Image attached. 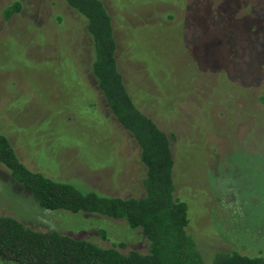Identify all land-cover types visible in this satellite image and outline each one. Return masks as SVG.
Returning <instances> with one entry per match:
<instances>
[{"label": "rangeland", "instance_id": "rangeland-1", "mask_svg": "<svg viewBox=\"0 0 264 264\" xmlns=\"http://www.w3.org/2000/svg\"><path fill=\"white\" fill-rule=\"evenodd\" d=\"M102 1L128 93L171 137L174 195L206 262L230 250L264 257V0ZM13 2L20 9L5 17ZM92 58L85 19L64 0H0V132L30 170L139 197V149L103 99ZM0 214L147 249L123 219L38 206L1 164Z\"/></svg>", "mask_w": 264, "mask_h": 264}, {"label": "trees", "instance_id": "trees-1", "mask_svg": "<svg viewBox=\"0 0 264 264\" xmlns=\"http://www.w3.org/2000/svg\"><path fill=\"white\" fill-rule=\"evenodd\" d=\"M64 1L85 19L93 54L89 71L112 115L139 149L144 192L139 197L113 196L30 170L2 132L0 164L30 191L38 206L123 219L130 228L140 229L147 249L122 252L115 245L101 246L53 229L37 230L0 214V257L15 264H264L263 256L236 250L216 252L206 262L187 231V205L174 195L171 137L136 106L118 70L112 17L102 0ZM19 9L20 3L13 2L3 10L4 16Z\"/></svg>", "mask_w": 264, "mask_h": 264}]
</instances>
